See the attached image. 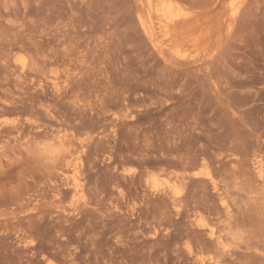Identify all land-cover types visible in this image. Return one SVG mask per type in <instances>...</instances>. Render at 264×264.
<instances>
[{
	"label": "rangeland",
	"instance_id": "374dc122",
	"mask_svg": "<svg viewBox=\"0 0 264 264\" xmlns=\"http://www.w3.org/2000/svg\"><path fill=\"white\" fill-rule=\"evenodd\" d=\"M160 1L0 0V264H264V0Z\"/></svg>",
	"mask_w": 264,
	"mask_h": 264
},
{
	"label": "bare ground",
	"instance_id": "6f19581e",
	"mask_svg": "<svg viewBox=\"0 0 264 264\" xmlns=\"http://www.w3.org/2000/svg\"><path fill=\"white\" fill-rule=\"evenodd\" d=\"M149 3H151V0H149ZM240 9V5L238 2L231 0L228 5V10L230 13L231 18L236 17L238 11ZM178 10L168 1V0H161L160 3L157 5L156 8H153V14L155 15V18H157L160 22L163 23V25H168L169 31H172L175 26H173V22L176 21ZM174 52V50H173ZM178 53L177 51L175 52ZM55 81L53 82L54 85ZM58 85V84H57ZM56 137V136H55ZM54 137V138H55ZM62 138V136H61ZM59 139V137L56 138V142L59 143L62 149H58L57 155H59L60 158H64V161L66 160V164L69 166L65 171L62 170V175L65 180H67L69 183H71V190L75 193V195L82 190V182L80 178V156L73 150L71 151L68 149L66 145H63V141ZM64 146H66L64 148ZM76 153V154H75ZM73 156V157H72ZM63 160V159H62ZM63 163V162H62ZM63 165V164H62ZM263 166H259L256 170L259 177L263 175L264 169ZM71 171V174L68 176L69 172ZM61 172V171H60ZM166 191H171L174 194H178L179 192V186L176 183H170L164 187ZM159 191V190H158ZM80 196H78L79 198ZM77 199V197H76Z\"/></svg>",
	"mask_w": 264,
	"mask_h": 264
}]
</instances>
